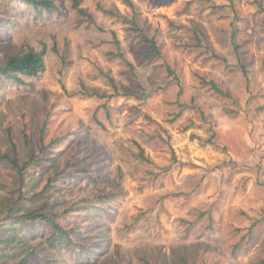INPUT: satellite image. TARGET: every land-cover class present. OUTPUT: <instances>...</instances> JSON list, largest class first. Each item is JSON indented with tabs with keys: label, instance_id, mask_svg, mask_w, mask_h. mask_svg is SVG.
Masks as SVG:
<instances>
[{
	"label": "rangeland",
	"instance_id": "obj_1",
	"mask_svg": "<svg viewBox=\"0 0 264 264\" xmlns=\"http://www.w3.org/2000/svg\"><path fill=\"white\" fill-rule=\"evenodd\" d=\"M51 1L0 0V60L44 62L28 84L0 79V148L9 130L34 158L21 198L0 161V264H264V0ZM31 211L60 214L74 243L10 219Z\"/></svg>",
	"mask_w": 264,
	"mask_h": 264
},
{
	"label": "trees",
	"instance_id": "obj_2",
	"mask_svg": "<svg viewBox=\"0 0 264 264\" xmlns=\"http://www.w3.org/2000/svg\"><path fill=\"white\" fill-rule=\"evenodd\" d=\"M24 4L31 5L37 12L42 8L44 10H51L55 8L54 3L51 0H17ZM78 1L73 0V8H78ZM126 3L133 7V3L130 0H124ZM167 1V0H162ZM146 42H148V52L143 53L142 55L145 57H152V56H160L161 52L159 46L157 45L154 38H145ZM196 43L192 44V47H199L201 51L207 53V59H215L223 63L226 67L234 70L235 68L241 67L242 65H229L227 62L226 57L217 53L210 44L204 43L200 36L195 37ZM115 44H118V41L114 39ZM236 50V46H234ZM240 63L241 61L238 60ZM44 69V62H43V52L42 51H34L32 48L27 47L25 50L18 52L16 54L8 55L3 60H0V79L9 81L15 85H25L27 83V79L36 77L39 72ZM167 73L169 76H172V79L179 83L177 74L173 71V69L167 65ZM202 84L206 85L212 93L220 96L221 98H225L233 104H237V99L233 95V93L227 89L219 86L214 80L212 79H205L201 77ZM7 136L10 141L11 148L9 150H2L0 148V161H6L16 172L17 181L19 184V197L21 198V187L24 184V174L26 171V167L29 161L34 160V158H29L27 161L22 162L20 159V155L18 149L16 147V143L13 141L11 133L9 130L7 131ZM58 142V140H55ZM43 191V190H42ZM60 214H55L53 216H48L46 214L40 213L39 211H31L26 212L17 216L10 217L11 220H24V221H42L45 222L50 226L53 230V233L48 238L49 242L52 246H59L63 244H73L74 239L73 235L71 234L72 230L65 229L63 226L58 222L57 218ZM6 218V217H4ZM3 220V219H2ZM24 261V259H23Z\"/></svg>",
	"mask_w": 264,
	"mask_h": 264
}]
</instances>
